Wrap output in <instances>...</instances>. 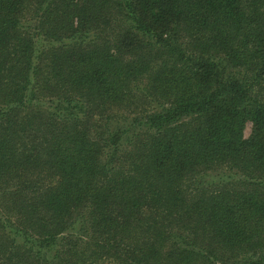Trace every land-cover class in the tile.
I'll return each mask as SVG.
<instances>
[{
	"label": "trees",
	"instance_id": "16d2710c",
	"mask_svg": "<svg viewBox=\"0 0 264 264\" xmlns=\"http://www.w3.org/2000/svg\"><path fill=\"white\" fill-rule=\"evenodd\" d=\"M0 264H264V0H0Z\"/></svg>",
	"mask_w": 264,
	"mask_h": 264
},
{
	"label": "rangeland",
	"instance_id": "374dc122",
	"mask_svg": "<svg viewBox=\"0 0 264 264\" xmlns=\"http://www.w3.org/2000/svg\"><path fill=\"white\" fill-rule=\"evenodd\" d=\"M251 132V122L246 121L244 123V128H243V135L244 137H248ZM203 178L201 180L206 183H221L225 181H230V180H237L239 178H242V176H238L239 174L233 171H228L225 168H220L217 170L209 171L206 174H203Z\"/></svg>",
	"mask_w": 264,
	"mask_h": 264
}]
</instances>
